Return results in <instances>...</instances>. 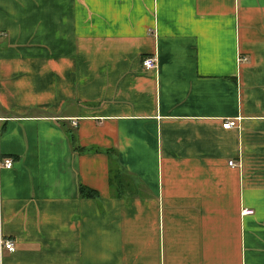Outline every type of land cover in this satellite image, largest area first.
Wrapping results in <instances>:
<instances>
[{
    "label": "crops",
    "instance_id": "0c3cea01",
    "mask_svg": "<svg viewBox=\"0 0 264 264\" xmlns=\"http://www.w3.org/2000/svg\"><path fill=\"white\" fill-rule=\"evenodd\" d=\"M5 157L0 264H264V0H0Z\"/></svg>",
    "mask_w": 264,
    "mask_h": 264
},
{
    "label": "built area",
    "instance_id": "2783aa9c",
    "mask_svg": "<svg viewBox=\"0 0 264 264\" xmlns=\"http://www.w3.org/2000/svg\"><path fill=\"white\" fill-rule=\"evenodd\" d=\"M237 1V0H236ZM141 65L143 68L151 70L154 69L156 66L155 63V59L153 57H144L141 60ZM236 126V120L235 119H225L222 121L221 123V127L223 129H228L231 127H235ZM228 165L233 166L234 163L233 161H228L227 162ZM12 165V159L9 157H5V158H0V168H9ZM252 211L250 209H245L242 208L241 209V214H250ZM2 249H5L9 252L13 251L14 247H13V242L11 239L9 238H4L1 234H0V251Z\"/></svg>",
    "mask_w": 264,
    "mask_h": 264
},
{
    "label": "trees",
    "instance_id": "16d2710c",
    "mask_svg": "<svg viewBox=\"0 0 264 264\" xmlns=\"http://www.w3.org/2000/svg\"><path fill=\"white\" fill-rule=\"evenodd\" d=\"M80 191L82 192V193H86V194H88V193H90V191H86V190H84L83 188H80Z\"/></svg>",
    "mask_w": 264,
    "mask_h": 264
}]
</instances>
